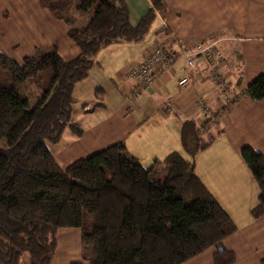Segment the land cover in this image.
<instances>
[{
	"label": "trees",
	"instance_id": "16d2710c",
	"mask_svg": "<svg viewBox=\"0 0 264 264\" xmlns=\"http://www.w3.org/2000/svg\"><path fill=\"white\" fill-rule=\"evenodd\" d=\"M152 1L163 8L164 0ZM39 2L67 24L79 54L65 60L57 47H45L19 62L0 50V264H51L59 230L68 228L82 231L83 257L72 264H184L211 248L214 264H233L236 254L224 241L238 228L194 160L213 143L216 122L184 121L182 142L193 159L175 151L149 168L123 142L66 167L47 145L60 141L66 128L82 134L75 84L102 48L141 40L154 9L132 25L124 0ZM242 95L263 100L264 74ZM241 155L259 186L251 212L257 219L264 216V153L246 145Z\"/></svg>",
	"mask_w": 264,
	"mask_h": 264
},
{
	"label": "crops",
	"instance_id": "0c3cea01",
	"mask_svg": "<svg viewBox=\"0 0 264 264\" xmlns=\"http://www.w3.org/2000/svg\"><path fill=\"white\" fill-rule=\"evenodd\" d=\"M124 1L132 25L151 8L155 18L141 40L115 42L97 53L88 76L73 89L75 120L83 132L78 135L66 128L61 140L52 143V155L66 167L123 142L145 168L175 151L192 160L181 129L186 120L208 119L197 102L203 99L212 111L224 114L211 124L213 130L219 128L211 133L213 143L194 157L196 173L238 228L224 241L236 254L233 264H264V216L256 219L251 213L259 200V186L241 156L246 145L264 153V99L242 95L264 74V0H164L162 9L152 0ZM202 41H216L224 55L226 91L208 70H192L194 84L179 85L186 74L181 47ZM159 46L176 51L177 60L149 88L136 90L129 71ZM45 47H57L65 60L79 54L67 24L39 0H0V50L22 62ZM215 252L208 249L184 264H214ZM82 254V231L59 230L51 264H72Z\"/></svg>",
	"mask_w": 264,
	"mask_h": 264
},
{
	"label": "built area",
	"instance_id": "2783aa9c",
	"mask_svg": "<svg viewBox=\"0 0 264 264\" xmlns=\"http://www.w3.org/2000/svg\"><path fill=\"white\" fill-rule=\"evenodd\" d=\"M174 41L178 42L176 38ZM180 53L185 57L186 63V74L179 79L180 86L194 84V79L190 75L192 70H197V72L208 70L210 78L222 91H226L227 81L222 71L225 58L216 41H202L190 47H181ZM177 56L176 51L165 46L156 47L148 52L144 60L129 71V75L136 80V90L149 88L157 77L171 68L177 60ZM202 79L200 77V80ZM234 99L236 100V98ZM197 102L202 111L207 113L211 122H217L219 118H222L224 113L212 111L203 99H199Z\"/></svg>",
	"mask_w": 264,
	"mask_h": 264
},
{
	"label": "rangeland",
	"instance_id": "374dc122",
	"mask_svg": "<svg viewBox=\"0 0 264 264\" xmlns=\"http://www.w3.org/2000/svg\"><path fill=\"white\" fill-rule=\"evenodd\" d=\"M220 91H221V90H220ZM221 92H222V91H221ZM222 93H223V92H222ZM219 119L221 120V118H219ZM219 119H218V120H219ZM220 120H219V121H220ZM218 129H219L218 126L214 127V130H213V127H212L209 133L217 132ZM203 137H204V138H208V136L206 135V133L203 135ZM47 145H48L49 149H51L52 146H53L51 142H47ZM59 151H60V150H59ZM241 156H242V155H241ZM252 176H253V175H252ZM80 230H81V229H80ZM89 252H90V251H89ZM56 253H57V252H56ZM55 256H56V255H55ZM82 256H83V254H82ZM86 256H88V255H86ZM54 258H55V257H54ZM53 260H54V259H53ZM81 260H82V259H81ZM81 260H76V261H74V262H78V261H81ZM74 262H73V263H74ZM89 262H90L89 260H85V261H84V264H90Z\"/></svg>",
	"mask_w": 264,
	"mask_h": 264
},
{
	"label": "water",
	"instance_id": "95a60500",
	"mask_svg": "<svg viewBox=\"0 0 264 264\" xmlns=\"http://www.w3.org/2000/svg\"><path fill=\"white\" fill-rule=\"evenodd\" d=\"M219 247H220V246L218 245V246H217V249H219ZM220 251H221V250H220Z\"/></svg>",
	"mask_w": 264,
	"mask_h": 264
}]
</instances>
